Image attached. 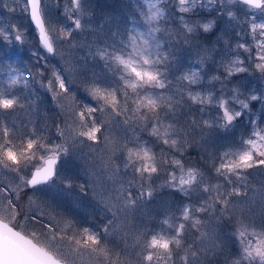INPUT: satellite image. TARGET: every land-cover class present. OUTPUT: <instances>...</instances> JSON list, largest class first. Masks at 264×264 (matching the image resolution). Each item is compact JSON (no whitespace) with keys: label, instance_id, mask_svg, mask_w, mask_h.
<instances>
[{"label":"snow or ice","instance_id":"6c2138e0","mask_svg":"<svg viewBox=\"0 0 264 264\" xmlns=\"http://www.w3.org/2000/svg\"><path fill=\"white\" fill-rule=\"evenodd\" d=\"M237 2L264 13V0ZM82 3L83 0H69L65 15L72 26L56 28L48 19L45 0H24L21 11L35 25L39 41L31 56L39 61L45 58L40 55L41 50L54 54L56 44L63 43L73 31L83 28ZM159 3L160 0H138L129 21L132 27L113 33L117 39L106 40L89 51L88 55L102 61L111 74L105 79L94 76L91 82L86 83L85 91L95 104L78 102L70 90L71 81L61 71L53 69L47 82H41V87L51 93L52 100L57 102L65 117L63 126L57 125L59 143L47 135L38 134L35 128L27 133L20 132L14 124L9 126L5 119L24 107L20 98L13 94V87L22 80L27 84L21 71L11 63L13 53L5 49L14 42L24 44L25 40L15 25L7 29L0 27V77H3L0 79V171L6 176L12 175L7 183L0 181V264H125L120 260V252L108 249V237L118 229L124 232L125 249L121 251L127 248V237L134 235L133 246L139 249L135 253L136 264H161L162 261L163 264H176V257L182 264H196L201 254H215L220 247L212 224L220 226L224 221L233 220L232 236L239 246V256L232 260V264H264V223L257 228L243 213L237 215L230 199L242 194L233 177L242 182L246 179V169L264 166V128L250 120L252 128L247 138L241 137L234 142L238 147L213 157L215 178H223V183L206 182L203 172L185 168L184 163L175 157V152L182 153L183 147L189 145V137L196 129H200L202 138L206 135L205 130L215 129L224 134L231 132L236 127L235 122L249 108L248 100L259 97L253 94L242 100L239 88H233L231 96L226 97L223 83L219 93L211 90L193 92L191 87L201 82L200 70H190L178 77L180 87L173 91L168 70L174 57L171 52L163 50L165 45L158 35L163 31L159 24L165 16ZM174 4L180 13H195L198 8L212 11V5L222 8L224 0H174ZM4 7L9 12L16 11L6 4ZM227 15L234 18L233 12ZM179 20L187 34L198 29L208 32L214 23L195 21L190 24L184 16ZM250 33L255 41V56L246 44L241 43L238 47L248 52L255 68L264 73V22L256 23L253 17ZM242 63L238 58L227 63L222 60L224 79L246 71L238 66ZM37 75L43 76L44 73H34V78ZM212 80L220 81L221 77L214 75ZM165 91L172 92V95H165ZM185 96L191 104L200 106L198 111L201 114L211 106L216 111L215 117H194L181 125L177 117L185 106ZM234 105H239V108ZM103 114L123 117V138L110 134L109 123L101 119ZM137 129H150L149 136L154 138L152 144L139 135H128L129 132L136 133ZM101 142L104 147L97 152ZM153 144L167 146L173 150L171 156L164 148L158 154ZM85 145L90 153L80 152V158L95 177L93 196L111 213L107 223L100 229L91 225L81 226L74 219L54 214V209L33 196L27 197L31 215L22 213L21 202L27 195L25 189L35 192L56 183L63 184L66 189L72 188L71 178L62 175L61 169L66 163L65 158L75 155ZM161 172L165 173V179L154 187V177L158 178ZM101 177H104L103 182ZM225 185L233 186L228 191ZM79 188L82 194H88L84 184ZM164 188L189 200L196 192L197 203H184L178 207L175 213L161 221L159 231L146 225L142 229L135 222L137 210ZM243 194L247 195L246 192ZM205 196L206 199L203 198ZM201 213L205 217L198 215ZM21 215L23 221L17 222ZM44 218H47V223ZM29 222L39 225V234L27 229ZM190 229L199 233L193 243L187 240ZM205 241L210 246L201 248L199 245Z\"/></svg>","mask_w":264,"mask_h":264},{"label":"rangeland","instance_id":"374dc122","mask_svg":"<svg viewBox=\"0 0 264 264\" xmlns=\"http://www.w3.org/2000/svg\"><path fill=\"white\" fill-rule=\"evenodd\" d=\"M108 1L110 0H83L82 7L84 14L81 17L83 28L73 31L72 36L63 43L56 44V52L54 54L41 50L40 55L45 58L38 61L36 57L31 56V52L36 51L39 44L38 34L29 16L21 11L24 7V0H0V27L7 29L11 25H15L23 34L25 40L24 44L14 42L5 50H10L13 53L14 59L12 60L15 63L13 67L18 68L22 72L24 79L27 80V84L30 82L31 85L30 93L23 92L20 98L24 107L17 109L5 117L9 126L14 124L23 133L30 132L35 128L38 134L42 133L47 135L50 140L57 143L60 142V138L57 135V125L63 126L65 117L57 106V102L52 100L51 93L47 92L44 87H41V82H47L53 69L61 71L71 81L70 90L75 94L78 101V93L86 92V83L91 82L94 76L103 79L110 78L111 74L105 69L104 64L94 63V59L88 55L91 50L90 46H93V44H87V42L93 43L94 39L86 38L88 35H85L84 28H91L89 21L92 13L98 12L95 20L99 25V32L101 33V26L105 25L108 30L101 34L106 36L107 41L111 42V40L118 38L114 37L113 33L122 32L126 27H131L129 21L133 18L137 4L136 2L133 3V9L129 14H125L122 8L120 11H111ZM120 2L121 6H126L124 0H120ZM5 4L8 8H15L16 11L9 12L4 7ZM45 4L49 13L48 19H50L54 27L67 28L72 26L71 21L65 15V8L69 6V0H45ZM212 8L214 9L212 11H209L207 8H198L195 13H180L175 10V20L173 19L172 22L173 29L165 32L166 36L164 38L163 35L161 40L162 43H167L168 52H171L174 57L172 66L168 70L170 74H168V79L169 76L171 78L174 76V81H177L176 76L180 77L190 70H200L201 82L191 87L190 90L193 92L211 90L219 93L221 91V83H223L225 85L224 95L226 97L231 96L233 88H239L242 93L240 96L242 100H247L253 94L259 97L257 100H248L249 108L244 110L245 114L235 122L236 127L228 134L218 132L215 129L211 131L205 130L206 135L202 138L200 129L192 132V135L189 137L190 145L195 149L206 151L213 162L214 156H218L229 148L238 147V143L234 142H238L241 137L247 138L252 128V125L249 123L250 120H255L259 127L264 128V73L255 68L253 60L249 59V53L245 52L243 48L238 47L241 43L246 44L252 48V56H255V41L250 33V23L253 17L256 23L264 22V13H261L258 9H249L247 6L237 2V0H232L231 3L228 0H224L222 8L218 5H212ZM228 12H233L234 18H230L227 15ZM180 16H184L185 20L190 24L195 21H213V27L208 32L198 29L194 33L187 34L179 20ZM136 18L139 19V17ZM159 26L163 29L161 22ZM106 40H100V44ZM237 58L243 62L238 66L244 67L247 70L235 73L227 80L224 79L221 61L223 60L227 63ZM38 72H43L44 75H37L34 78V73ZM214 75L220 76L221 80H212ZM0 79H3V77H0ZM27 84L23 80L19 83L22 86ZM184 84H187V81ZM172 85L173 91L180 86L176 82L172 83ZM184 101L186 102L185 99ZM92 103L95 104L94 102ZM234 107L238 109L239 105H234ZM206 111H209V109ZM209 112L210 119L215 117L216 111L212 107ZM198 116H200V113ZM101 119L109 123L111 135L123 138L125 127L122 124L123 117L103 114L101 115ZM189 131H192V129L189 128ZM128 135H139L145 141L148 139V135H145L144 130L137 129L136 133L129 132ZM103 147L104 144L101 142L97 146V152ZM80 152L90 153V149L87 145L82 146L75 155L65 158L66 163L63 164L61 169L62 175L71 178L72 188L66 189L63 184L56 183L51 187H43L41 190L35 192L31 189H25L27 195L23 197L21 202L22 213H29L31 215L27 197L33 196L35 200L47 203L54 209V214L74 219L81 226L91 225L95 229H100L107 223V220L111 218V213L98 202V198L93 196V181L95 177L85 168L80 158ZM192 166H185V168L199 169L196 164ZM204 176L206 182L210 181L212 184L223 183V178H219L218 180L207 173H204ZM244 176L246 179L242 182L240 181V184H238V181L236 182L242 194L230 199L235 205L236 214L243 213L248 218V221L254 222L257 228H259L261 223H264V166H254L253 168L246 169ZM11 179V174L6 176L4 172L0 171V181L7 183ZM154 179V187L163 183L158 178L154 177ZM103 181L104 177H101V182ZM81 184H84L87 188V195L80 192L79 186ZM245 184L247 187H245ZM232 186L225 185L228 191L231 190ZM245 192L247 195L243 194ZM170 195L171 192L167 190H158L152 200L146 201L137 210L136 224L140 225L142 229L146 225L148 228L159 231L161 221L170 214L175 213L178 207L184 203H197L196 192L193 193L191 200H179L178 206H173ZM203 198L206 199L207 197ZM198 215L201 216V214ZM203 217H205V214H203ZM22 221L23 215L17 218V222ZM44 222H48L47 218H44ZM234 226L235 220L232 222L224 221L220 226L213 223L212 229L219 237L217 242L220 247L216 250L215 254L212 252L201 254L196 264H232V260L237 259L239 256V246L235 241V237L232 236ZM27 229L29 231L35 230L38 234L40 232L39 225H35L32 222L27 224ZM198 235L199 233H195L194 229H190L187 236L188 242L193 243L196 241ZM123 236L124 232L119 229L110 235L108 237V249L113 252H120V260L125 262V264H136L135 253L139 249L133 246L134 235L127 237V248L125 251H121L125 249ZM199 246L207 248L210 245L209 242L205 241L203 245ZM180 254L183 255V251ZM85 259L87 260L88 258L86 257ZM100 259L102 260L103 257L101 256ZM161 264H163V261ZM176 264H182L179 257H176ZM244 264H247V262H244ZM253 264H257V262H253Z\"/></svg>","mask_w":264,"mask_h":264},{"label":"trees","instance_id":"16d2710c","mask_svg":"<svg viewBox=\"0 0 264 264\" xmlns=\"http://www.w3.org/2000/svg\"><path fill=\"white\" fill-rule=\"evenodd\" d=\"M108 2H109V9L111 11H120L122 8V10H124L125 14L126 13L129 14V12L133 9L132 8L133 3L136 2V4H137L138 0H131V1L124 0V3L126 5L125 7L121 6L120 0H114V1L110 0ZM159 7L160 8L162 7L163 11L165 12V16L160 21L162 23V27H163L162 30L163 31L161 33H159L158 35L160 36V38H162L164 35V38H165V36H166L165 32L173 29V23L172 22H173V19L175 20L174 12L176 10L174 0H160ZM97 13L98 12H96V11L92 13V17L89 21V25H91V28H87V27L84 28L85 35H88L86 38L87 39L88 38L94 39L93 43L87 42V44H93L91 50H94V47L96 45L100 44V40H106V36H103L101 33H104L108 30L107 27L105 25H103V26H101V33L99 32V25L97 24V21L95 20V16H97ZM131 27H132V25H131ZM140 27H141V29H143V25H141ZM163 44L165 45L163 50L168 52L169 48L167 47V43H163ZM96 62L103 63L102 61H100L98 59H94V63H96ZM11 63L13 66L15 65L13 60H11ZM173 78H174V76H173ZM173 78H171V76H169V80L170 81L172 80V83H175V82L177 83V81L176 80L174 81ZM177 78L178 77L176 76V79ZM100 79H103V78H100ZM178 87H180V86H178ZM30 90H31V85L29 82L27 85L22 86V85L18 84L16 86H14L12 89V92L14 95L21 98L22 97L21 95L23 92L24 93H30ZM158 91H162V90H158ZM165 95H172V92L165 91ZM77 99H78V102H80V103H89L90 101L95 103V101H92L91 97L88 95L87 92L78 93ZM184 99L186 100L185 103L187 105L185 104V106L179 110V115L177 117V119L179 120V123L181 125H184L186 122L190 121L193 118V116H195L196 119H200L201 116L203 119H210V117H209L210 115H208V114H210V112H209L211 109L210 106L207 107V109H209V111H205L203 114H201L198 111V109L200 107L199 105L191 104V102L188 101L187 96H185ZM199 113H200V116H198ZM198 117H200V118H198ZM149 131H150V129H146V130H144V133H145V135H148L147 141L150 144H152V142L154 141V138L149 136ZM152 146L154 147V151H156L158 154L160 153L161 148H164L165 151L168 152L169 156H171L172 151H173V150H169L167 148V146L162 145V144H153ZM175 157L180 159L185 164L186 167H188L189 165H191V167H193L192 165L196 164V165H198V168L202 172L204 171V173H207L209 176H212L215 178V172H214V169L212 167L213 162L209 158V154L206 151L201 150V149H195L189 143L188 146L183 147L182 153L181 152H175ZM158 179L160 181H164L165 173L161 172ZM233 179H235L234 182L236 184V182H237L236 178L233 177ZM238 184H240V181H238ZM164 190L171 192L167 188H164ZM170 196H171V201L173 202V206H178L177 203L179 200H184V201L189 200L187 197H184L183 195H181L178 192H176V193L171 192ZM201 216L203 217V213H201Z\"/></svg>","mask_w":264,"mask_h":264},{"label":"water","instance_id":"95a60500","mask_svg":"<svg viewBox=\"0 0 264 264\" xmlns=\"http://www.w3.org/2000/svg\"><path fill=\"white\" fill-rule=\"evenodd\" d=\"M34 25V24H33ZM35 26V25H34ZM17 230H19V229H17Z\"/></svg>","mask_w":264,"mask_h":264}]
</instances>
